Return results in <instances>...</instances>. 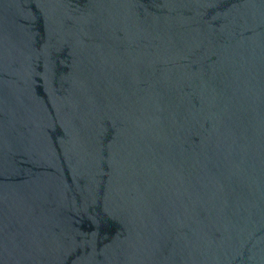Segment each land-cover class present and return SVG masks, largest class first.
I'll list each match as a JSON object with an SVG mask.
<instances>
[{"label": "water", "instance_id": "95a60500", "mask_svg": "<svg viewBox=\"0 0 264 264\" xmlns=\"http://www.w3.org/2000/svg\"><path fill=\"white\" fill-rule=\"evenodd\" d=\"M0 264H264V0H0Z\"/></svg>", "mask_w": 264, "mask_h": 264}]
</instances>
